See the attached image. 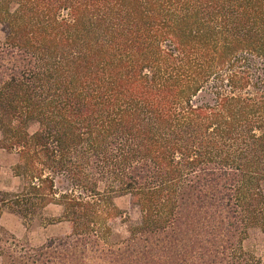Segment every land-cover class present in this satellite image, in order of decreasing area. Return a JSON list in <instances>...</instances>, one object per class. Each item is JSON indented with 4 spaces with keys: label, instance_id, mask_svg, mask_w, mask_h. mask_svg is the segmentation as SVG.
<instances>
[{
    "label": "trees",
    "instance_id": "trees-1",
    "mask_svg": "<svg viewBox=\"0 0 264 264\" xmlns=\"http://www.w3.org/2000/svg\"><path fill=\"white\" fill-rule=\"evenodd\" d=\"M0 27V209L69 227H0V264H258L264 0H0Z\"/></svg>",
    "mask_w": 264,
    "mask_h": 264
},
{
    "label": "rangeland",
    "instance_id": "rangeland-1",
    "mask_svg": "<svg viewBox=\"0 0 264 264\" xmlns=\"http://www.w3.org/2000/svg\"><path fill=\"white\" fill-rule=\"evenodd\" d=\"M2 38L3 32L0 27V39ZM36 130V125L29 127V133H34ZM16 161L14 152H7L0 148V192H17L21 186L20 181L12 175V168ZM114 204L120 210L127 212L132 221L138 219V212L131 206L128 196L116 198ZM59 214L60 209L58 207L50 206L42 212V216L37 222L25 225L18 217L0 209V227L18 241L36 248L43 245L48 239L62 237L68 233L67 223L53 224L51 222V224L49 222L50 219L58 217ZM112 231L122 236L125 234V226L116 221L115 225L112 226ZM243 247L257 259L258 264H264V234L250 233Z\"/></svg>",
    "mask_w": 264,
    "mask_h": 264
}]
</instances>
